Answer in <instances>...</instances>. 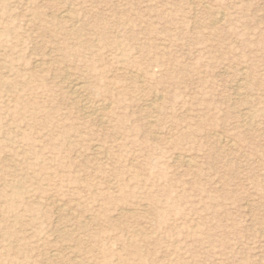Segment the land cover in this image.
Listing matches in <instances>:
<instances>
[{
	"label": "rangeland",
	"instance_id": "374dc122",
	"mask_svg": "<svg viewBox=\"0 0 264 264\" xmlns=\"http://www.w3.org/2000/svg\"><path fill=\"white\" fill-rule=\"evenodd\" d=\"M0 50V264H264V0H0Z\"/></svg>",
	"mask_w": 264,
	"mask_h": 264
},
{
	"label": "bare ground",
	"instance_id": "6f19581e",
	"mask_svg": "<svg viewBox=\"0 0 264 264\" xmlns=\"http://www.w3.org/2000/svg\"><path fill=\"white\" fill-rule=\"evenodd\" d=\"M0 51H1V50H0ZM79 85H80V84H79ZM73 89L77 92V90H78V86L76 87V85L74 84V88H73ZM74 90H73V91H74ZM75 91H74V92H75ZM68 92H69V91H68ZM72 93H73V92H72ZM74 94H75V93H74ZM73 96H74V95H73ZM79 100H80V99H79ZM102 118H103V117H102ZM225 142H226V141H225ZM97 148H98V147H97ZM97 148H96V149H97ZM104 152H105V151H104ZM185 162H187V161H185ZM188 164H190V163H188ZM68 209H69V208H68Z\"/></svg>",
	"mask_w": 264,
	"mask_h": 264
}]
</instances>
